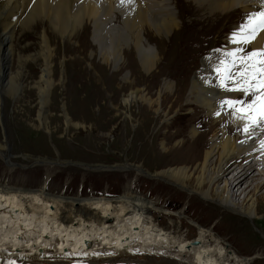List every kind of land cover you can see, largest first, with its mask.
Instances as JSON below:
<instances>
[{"label": "rangeland", "instance_id": "374dc122", "mask_svg": "<svg viewBox=\"0 0 264 264\" xmlns=\"http://www.w3.org/2000/svg\"><path fill=\"white\" fill-rule=\"evenodd\" d=\"M103 1L107 2L108 0ZM165 1L174 9L180 20V26L176 35L171 34L166 40L165 38L159 40L149 30L144 32L143 41L145 44L157 46L159 51H163L158 65H155L148 72L142 69L138 56L132 52L129 65L123 67L120 74L113 81L105 82L106 77L117 70L118 66L114 67L113 62H108L104 67H99L103 60L92 36L93 26L90 22L94 16L99 15L98 12L90 17V20L89 18L84 19L82 25L86 23L87 28L82 32V26L80 27L79 33H82L78 35V38L67 41L65 37L53 33V36L49 39V44L52 47V53L49 54L51 84L47 86L46 104L42 110L41 122L38 120L40 106L36 89L34 90L30 86L40 75L39 70L42 66L43 57L39 51L42 46L39 34L44 33L45 28L34 26L32 29L23 31L22 28L15 26L14 51L9 67L11 73H16L18 62L21 60L25 64L23 67L25 77L21 78L22 86L14 95L9 92V89L1 91L0 143L6 144V156L9 160L0 155V179L8 180L9 185L25 187H39L46 183L45 185L51 193L64 195L66 198L76 196L75 198L80 199L85 205L92 207L96 205L89 203L92 201L90 197L104 194L112 197L129 189L135 194H143L142 196L147 199L149 197L150 201L160 202L161 207L154 208V218L169 227L176 223L180 227L181 235L186 236L187 233L189 237H196L193 239H197L200 229L196 223L205 225L207 233L208 228H211V234L224 241L228 248V256L232 257L234 251L243 256L255 254L259 257H248L249 260L245 264H264V234L262 232L264 225L260 223L261 221L264 224V204L260 211L261 214L263 213L262 216L259 215L255 218L253 215L248 217L226 209L224 206L219 207L214 200L206 198L201 202L197 199L198 194L189 193L194 194L191 196L188 194L189 191L178 184L162 179L158 175L153 176L145 173L152 174L160 169L175 167V163H172V161L179 156L177 157V154L173 152H167L166 156L162 152L161 146L162 142L166 140L165 137H167L166 142H170L168 143L170 147L178 141L184 142V146H187L190 141L189 130L194 127L197 132H203L198 137V147L201 150L209 147L211 143L209 136L212 134V128L217 126L210 122V118L196 103L186 101L187 91L181 90L182 92L180 91L179 95L176 93L166 95L162 93L157 98V90L166 79L172 82L180 81V86L185 85L186 82L189 83L193 75L202 67V58H207L211 67H216L214 63L218 61L219 57L214 58L215 56L213 57L212 53H218L221 56L226 51L227 38L233 32L235 26L243 22L244 14L240 8H235L232 10L233 12L218 13L216 17L204 21L208 30L203 23H196V26L193 27V31H195L193 36L196 35L198 30L201 31L195 38V44L188 48L185 53L184 47L187 34L182 27L191 20H195V18L196 20L204 18L208 12H205L206 9L200 6H197V9L196 5L191 4L190 0ZM111 15H118V12L113 11ZM100 17L102 22H109L106 20L107 18ZM116 23L119 24L120 21L116 19ZM78 39H82L81 41L84 42L83 45L85 46L84 51L81 53L77 51L79 49L77 46ZM181 43L183 44L182 51L184 54L179 55ZM128 46H121L122 56L130 55V47ZM219 46L225 47L221 49L222 51L214 50L219 49ZM25 47L27 50L23 51L22 49ZM73 48H77L76 51ZM73 59L76 60L73 61ZM177 65H180L181 69L176 68ZM132 66L134 68L132 83H128L123 79V75L129 77ZM31 74L33 77L30 76ZM152 82L156 85L153 86ZM184 85L181 87L184 88ZM43 87H45V84H43ZM134 88L140 89L139 92L146 93L147 97L150 96L151 99H157L159 103L153 107L147 106L141 100H131L129 103H125L124 99L128 97ZM238 94L240 97L244 95L240 91ZM194 120H196L195 124H193ZM224 123H221L220 127L231 125L230 123ZM141 144L143 145L141 146ZM148 146L153 147L146 151ZM133 165L142 167L145 172L135 169ZM73 186L74 188L70 189ZM263 189L264 187L261 191ZM60 206L62 205L59 202L57 207ZM112 206L108 205L105 208L107 209L105 215L114 214V211L110 210ZM163 206L171 208L169 209L170 212L164 210ZM54 208L55 206L49 204V216L52 215L49 223L53 221ZM222 208H225V210ZM95 209L100 211V207ZM38 215L40 216V213ZM35 220L33 218L30 223ZM231 224L232 228H230ZM0 226H4V223ZM5 231H7L6 227L0 229V240L5 235ZM52 231V234H57V237L60 238L58 236L59 232L54 233V229ZM207 233L203 240L212 238V235ZM113 234L111 237L115 236ZM29 235L31 238H37L35 234L31 235L30 233ZM258 238L262 244L257 246ZM72 239L73 237H69L67 240L72 243L74 240ZM99 240L93 242L92 246H85L82 249L83 252L89 254L88 258L85 259L90 260V263L95 261L101 264H114L113 261H123L121 259L133 260L137 264H189L190 261L182 258L175 260L176 256L173 257L174 259L171 258L172 255H175V251L174 254L169 253L162 256L160 254L165 253L164 250L157 252L148 249L138 250L136 249L138 245L132 243L131 247L117 248L110 257H105L102 253L107 247L110 249L114 244L109 242L107 245L105 241L99 242ZM4 241H6L4 245L0 243V255L19 253L24 258L22 261H34L36 264V261H48L38 260L39 258L29 259L32 256H41L40 241H37V244H33L31 247L25 246L26 243L17 244L15 240L9 238ZM56 241L57 238H52L47 242L49 248H47L44 256H53ZM14 242L16 245L12 246ZM44 243L46 244L45 241H42L43 247ZM70 244H68L69 247H71ZM177 245L173 244L172 248L167 247L165 250L173 252V250H177ZM160 248H164V245ZM69 252L71 253V250ZM75 253H71V255L76 256ZM238 262L234 261L230 264H239ZM0 264L19 263L0 262Z\"/></svg>", "mask_w": 264, "mask_h": 264}, {"label": "bare ground", "instance_id": "6f19581e", "mask_svg": "<svg viewBox=\"0 0 264 264\" xmlns=\"http://www.w3.org/2000/svg\"><path fill=\"white\" fill-rule=\"evenodd\" d=\"M190 2L192 5H196V7L200 6L206 9L205 12H208L209 15L207 14V16L205 15L204 18L198 20L195 18V20H191L182 27L187 34L186 45L184 47L185 53L188 48L195 44V38L201 31L196 30V35L193 36L195 32L193 31V27L196 26V23L204 24V21L216 17L218 13L230 12L235 8H240L242 13L255 11L259 6L260 0H190ZM113 11L118 12V15H111ZM96 12L99 15L95 17ZM93 16L94 18L90 20V17ZM100 16L107 18L106 20L109 22H102ZM192 16L194 15L192 14ZM20 18L23 19L21 20ZM86 18H89L92 23V36L103 60L99 64V67H104L108 62H113L114 67L118 66L117 70L113 71L109 77H106V83L113 81L120 74L121 69L129 65L132 52L138 56L140 65L145 71L148 72L155 65H158L161 60L160 55L163 51H159L157 46L154 47L151 44H145L143 41L144 32H148L149 30L159 40L164 38L166 40L171 34L176 35L178 27L180 26V20L175 14L174 9L171 8V5L167 1L164 2V0H134L132 4L125 3L123 5H121L120 0H108L107 2L103 0H0V102H2V90L6 91V89H9V92L14 95L22 86L21 78L25 77L23 73L25 64L21 60L18 62L16 73H11L9 67L14 51L15 26L22 28L23 31L32 29L34 26H38L39 28L43 26L45 28V32L39 34L42 45H40L41 48L39 51L43 57L42 66L39 70L40 75L33 82L32 86H30L34 90L36 89L40 106L38 120L41 122L42 110L46 104L47 86L51 84L49 54L52 53V47L49 44V39L53 36V33L56 35L58 33L60 37H65L67 41H71L72 38H78V35H81L87 28L86 23L82 25ZM116 19L120 21L119 24L116 23ZM238 25L235 26V29ZM81 26L82 32L79 33ZM206 29L208 30L207 27ZM81 40L78 39L77 42L79 49L73 48V50L76 51L77 49L80 53L85 49L84 42ZM182 43L179 48V55L184 54L182 51ZM123 44L127 46L131 45L128 46L130 47V55L122 56L120 50L122 48L121 46H124ZM262 44H264V33H261L249 46L258 48ZM226 46V51L240 47V45L231 43L229 38H227ZM22 50L26 51L27 48L25 47ZM240 55L243 56L244 53L241 52ZM212 56H215L214 58L219 57L218 61L214 63L215 65L222 58L226 61L231 60L230 57L224 54L220 56L218 53H212ZM75 60L73 59V61ZM240 67L241 65L239 63L235 65L237 75L239 74ZM176 68L181 69V66L177 65ZM133 74L134 68L132 66L130 76L123 75V79L128 83H132ZM30 76L33 77L32 74ZM179 83L180 81L172 82L167 79L164 80L157 90V98L162 93H165V95L174 93L179 95L178 93L181 90H184V92L187 91L186 101L196 103L207 117L210 118V122L217 126L213 125L216 128H212V134L209 136V140L211 141L209 147L203 150L198 147V137L203 132H197L194 127H191L188 133L190 141L187 146H184V142L178 141L170 147L168 145L170 142H166L167 137L162 142L161 148L165 155L167 152H173L177 154V157L179 156L172 161V163H175V167L160 169L152 174L145 172L138 165H133V167L139 171H144L146 174L158 175L162 179L171 181L174 184L176 183L189 191L188 194H198L199 197L196 198L201 202L207 198L214 200L219 207L224 206L226 209L248 217L253 215L255 218L259 215L262 216L263 213L261 214L260 211L264 204V189L261 191L264 187V123L251 125L250 120L247 118H238L240 115L246 114L236 113L235 109L220 103L222 100H229L232 96L239 95V91H225L220 86V73L216 71V67H211L207 58H202V67L193 75L189 83L186 82L185 85L181 83L184 85V88ZM43 84H45V87H43ZM151 84L153 86L156 85L153 82ZM227 84L229 88L236 86L232 80H229ZM139 91L141 90L134 88L128 97L124 99V102L129 103L131 100H141L149 107H153L159 103L157 99H151L150 96L147 97L146 93ZM98 94L100 95V93ZM102 94L103 92L101 93V97ZM225 111L227 113H224ZM195 122L196 120H194L193 124ZM224 122L230 123L231 125L220 127V124ZM246 124L249 125L248 132L244 131ZM5 147L6 144L0 143V155L4 159H8ZM150 147L148 146L147 149L145 147L146 151ZM143 149L144 146L142 151ZM45 184L43 183L39 187H25L21 185H9L8 180L0 179V225L4 223V226H0V229L6 227L7 230L0 240L1 245H4L6 242L4 240H8V238L15 240L17 244L26 243L25 246L30 247L41 240L47 243L54 238L53 236L55 234H52V230L54 229V233L59 232V249L64 244H70L71 242L69 243L67 239L73 237L74 240L72 239L73 242L70 244V250L72 254L76 252V256L81 261L79 263L74 261L72 264H93L88 259H85L88 258L89 254L83 252L82 249L87 245L89 238L97 239L98 236L100 237L99 242L105 241L107 245L109 242L114 244L110 250L115 251L117 248L125 249L131 247L133 244L138 245V247L135 246L138 250L148 249L152 252L164 250L165 253L160 254L162 256L176 252L171 258L176 256L175 260L181 258L183 260L188 259L190 260L189 264H225L226 262V264H230V262H238V260L239 264H245L249 260L248 257H259L255 256V254H252V256L248 254L243 256L236 251L232 253V257L228 256V248L224 244V241L211 234V228H208V233L212 235V238L203 240L207 236V230L205 229V225H199L198 223H196L200 229L197 237L198 240L193 239L196 237H192L190 239L193 240L186 241L185 239L189 236L187 233L186 236L181 235L179 225L173 223L169 227L166 226L167 224L164 225L154 218V208L161 207L159 205L160 202L150 201L149 197L147 199L145 196H142L143 194H135L129 189H126L119 195L115 194L116 196L112 197L110 195L107 196L108 194L90 197L92 201L89 203L96 205L92 207L87 206V204L85 205L80 199L75 198L76 196L66 198L64 195L51 193ZM189 195L193 196L194 194ZM27 202L30 203L27 204ZM59 202L62 206L58 208ZM49 204L55 206L53 209V221L51 223H49V219L52 216H49ZM108 205H113L110 208L111 211H114L113 215H105L107 214V209L105 208ZM164 206L162 208L164 210L166 209L169 213V208ZM96 207H100V211L99 209H95ZM225 208L222 209L225 210ZM110 210L108 209V211ZM38 213H40V216ZM33 218L36 220L30 223ZM260 223L264 225L261 221ZM230 228H232V224ZM262 232L264 234V226ZM28 233L37 235V238H31ZM44 233H48L49 235H44ZM23 234L29 237H24ZM112 234L115 236L111 237ZM112 240L114 241L112 242ZM171 240L175 241L171 242ZM259 241L261 240L258 238L257 246L262 244ZM173 244H179L178 247L176 246L177 250L175 249L173 252L165 250L167 247L169 249L172 248ZM13 245H16V243H12ZM162 245H164V248L161 249L160 247ZM32 257H29V259L35 260L40 258V256ZM23 259L19 253L0 255V262L36 264L34 261H22Z\"/></svg>", "mask_w": 264, "mask_h": 264}, {"label": "snow or ice", "instance_id": "6c2138e0", "mask_svg": "<svg viewBox=\"0 0 264 264\" xmlns=\"http://www.w3.org/2000/svg\"><path fill=\"white\" fill-rule=\"evenodd\" d=\"M121 5L132 4L134 0H120ZM261 33H264V0H260L257 10L243 14V22L230 34L231 43L240 45L223 54L230 57V61L221 59L216 65L220 73L221 85L225 91H240L244 95L251 94V102L244 100H222V105L234 108L236 113L252 112L254 115H240L238 118L250 120L251 125L264 123V44L252 51H246L247 45L253 43ZM216 51H222L217 49ZM244 55L241 56L240 53ZM239 63V74L232 69ZM234 81L235 87L229 88L227 81ZM236 105L242 107L236 108ZM219 114V113H217ZM244 131H249L246 124Z\"/></svg>", "mask_w": 264, "mask_h": 264}]
</instances>
